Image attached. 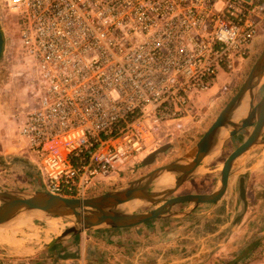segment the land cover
Here are the masks:
<instances>
[{
    "label": "built area",
    "instance_id": "built-area-1",
    "mask_svg": "<svg viewBox=\"0 0 264 264\" xmlns=\"http://www.w3.org/2000/svg\"><path fill=\"white\" fill-rule=\"evenodd\" d=\"M0 22L34 89L22 152L41 190L86 199L254 57L264 0H0Z\"/></svg>",
    "mask_w": 264,
    "mask_h": 264
},
{
    "label": "rangeland",
    "instance_id": "rangeland-1",
    "mask_svg": "<svg viewBox=\"0 0 264 264\" xmlns=\"http://www.w3.org/2000/svg\"><path fill=\"white\" fill-rule=\"evenodd\" d=\"M3 29L5 38L9 41L5 57L0 64V114L5 117V120H7L6 123L12 128L11 132H6V134L16 135L20 131V127L24 120L22 113L27 112L28 108L33 106L31 95L34 94V89L29 86L28 82H25V76L20 74V68H22L21 63L17 62L20 55L15 45H13L16 36L13 35L12 32L8 34L5 25ZM263 52L264 41L256 44L254 57L249 60V62L239 67L232 75L222 76L218 84L210 92L202 96L200 100V108L197 110L198 114L195 115L194 118L188 121L175 123L171 126L162 124L153 127L154 141L151 146L148 147L147 154L156 147H161L167 143L177 141L172 152L167 150L164 153L158 154L152 165H143V160L147 156L146 154L142 160L138 161L134 169L124 171L117 176L116 185L105 187L88 198L106 194L182 158V156L192 149V147H194L202 138L204 133L212 126L226 105L241 88L253 65L257 62ZM263 92L264 88L257 94V102L261 99ZM247 136L248 132L244 131L237 136L235 140H229L224 146L220 147V152L217 156L210 160H206L200 169L199 174L191 179L177 193V195L190 193L210 194L219 188L221 186V171L224 167V162L228 159L235 148L247 138ZM2 159L5 161V157H2ZM7 159L10 160L13 167L11 171H7V169H5L6 167L0 168V173L6 170L4 174H0L3 175V180L1 179L2 177H0V181H2L0 191H36L40 189L38 178L35 176L37 171L33 168L25 167L30 166V164H26V159L20 158V160H16L11 157H7ZM37 159L39 160L40 157ZM256 168H258L256 172H252ZM243 177L245 178L246 192L249 187L248 185L250 184V186H252L254 184L253 188H250L252 191L251 195L248 197L246 195L247 208L241 198L239 189L240 179ZM229 189L237 196L236 205L233 203L228 209V200H225L224 198L226 196H224V200L222 199L218 202L220 206H217V208H214V205H217L218 203L206 204L199 206L193 211V213H196L203 211V209L206 211H212L213 209V214L218 215V217L216 216L206 225L211 227L212 230H210V234H214V236L209 237L210 241H206L202 245L188 247L189 251L187 252V256H189V254L191 256L198 251L199 253L202 252L200 255L202 258H200V260L205 258L208 261L213 257L216 249H222L221 243L224 240L229 241V239L235 234V236L238 237L237 239H239L237 241L239 247L244 249L232 260L222 261L218 264H245L250 259H253L256 263L260 262L264 258V148H257L250 151L238 161L236 168L232 172ZM247 198H249V200ZM192 207H194L193 204H182L175 207L174 211L185 212ZM151 208L152 207H148L139 210L138 212H145ZM181 219L170 218L169 221L179 223ZM66 220L67 219L57 218L55 220L35 221L37 229L17 228L7 232L1 231L0 240L1 243L6 244L12 243L17 245L20 243L19 245H22L23 247L25 246L24 248H26L21 252H27L28 248L37 249L54 236L46 232L48 229V223L51 221H62V226L57 231V233H61L71 223H66ZM222 229L223 231H221ZM34 234L39 235L42 240L36 242H34V240L29 241L28 237ZM204 234H206V231ZM201 238L208 239L207 235H204ZM19 245L13 246L17 248ZM13 246L8 245L7 247L12 249ZM54 249L53 251L45 252L35 258H19L6 253L0 248V264H67L54 259V257L60 256V249L56 251ZM182 254L183 252H181L179 248H175L171 251H167L165 255L139 256L136 258L135 262L129 260L131 259V254H129V259L126 261L127 264H181L180 259ZM242 256H244V258H242ZM109 264H120V262L116 260L113 263L109 262Z\"/></svg>",
    "mask_w": 264,
    "mask_h": 264
},
{
    "label": "water",
    "instance_id": "water-1",
    "mask_svg": "<svg viewBox=\"0 0 264 264\" xmlns=\"http://www.w3.org/2000/svg\"><path fill=\"white\" fill-rule=\"evenodd\" d=\"M5 44L6 38L0 22V55ZM262 79H264V52L253 65L241 88L212 126L182 158L106 194L86 199L63 198L41 190L42 181L39 178V190L0 191V232L12 231L17 228L37 229L35 221L62 218L71 222L61 233L48 232L47 229L46 232L54 236L34 251L21 253L14 248H8L9 244L6 243H0V248L15 257L33 258L53 246L87 231L106 228L128 229L153 220L181 219L191 215L201 205L220 202L230 187L231 175L238 161L248 152L264 148V92L257 102V85ZM245 101L248 104L247 114L241 119L235 120L236 110ZM246 130L250 131L248 138L224 162L219 188L210 194L177 195L191 179L199 174L204 162L216 147L224 146L233 137ZM176 143L177 141H174L156 149L143 160V165H152L157 155L164 153L168 148H171L169 152H172ZM165 173L174 175V184L171 187L157 190L155 181ZM240 191L241 198L247 208L244 177L241 180ZM134 201L142 203L132 211L124 209L126 204ZM182 204H193L194 207L185 212H175L174 208ZM148 207L152 208L145 212H138ZM198 239L199 236H195V239L183 240L179 245L192 247Z\"/></svg>",
    "mask_w": 264,
    "mask_h": 264
},
{
    "label": "crops",
    "instance_id": "crops-1",
    "mask_svg": "<svg viewBox=\"0 0 264 264\" xmlns=\"http://www.w3.org/2000/svg\"><path fill=\"white\" fill-rule=\"evenodd\" d=\"M25 81H27L26 76ZM31 100L34 104V99L32 97ZM26 113L27 112H23L22 117H25ZM6 122L7 120H5V117L0 114V168L6 167L5 169H7V171L12 170L13 164L10 163V160H8L7 157L15 158L16 160L24 158L30 165H33L28 160L26 155L22 152V145L19 142V132L16 135L6 134V132H11L12 129L11 126ZM246 132H248L249 136L250 131L246 130ZM240 134L236 135L231 140H235V138ZM241 144H239L238 146H240ZM174 147L175 144L172 149H174ZM2 157H5V161H3ZM257 169L258 168H256L252 172L255 173ZM5 172L6 170L2 171L0 174H4ZM0 177H2L1 179L3 180V175H0ZM241 180L242 178L240 179V188ZM1 182L2 181H0V185ZM248 186L249 187L246 192L247 197L251 195L252 191L250 190V188H253L254 184L252 186H250L249 184ZM225 196L226 197L224 199L228 200V209L230 205H233V203L234 205H236L237 196L235 195V193H233V191H230V189H228ZM247 199L249 200V198ZM214 206V208H217V206L220 205L218 203ZM213 213V209L212 211H206L205 209H203V211L192 213L191 215L181 219L179 223L170 222L169 219H159L150 221L146 224L134 228H106L95 231H87L68 241H64L53 246L45 252L53 251L54 248H56L54 249L55 251L60 249L59 255L62 257L56 256L54 257V259L58 260L59 262H65L67 264H109V262L113 263L116 260L119 261L120 264H127L126 260L129 259V254H131V259L129 260L135 262L136 258L142 255H165L167 251L179 248L180 251L183 252L180 259L181 264H218L222 261L232 260L235 256L238 255V253H241V251L244 249H242V247H239L237 243L239 239H237L238 237H236L235 234L229 239V241L224 240L221 243L222 249H216L215 254L208 261L205 258L199 260L202 252L199 253L197 250V252L193 253V255L190 256L189 254V256H187V252L189 251L188 247L186 246L184 248L183 246L181 247V245H179L183 240L195 239V236H199V239L195 243V247L197 245H202L206 241H210L209 237L214 236V234H210L211 227L206 225L213 218H215L216 216L218 217V215H215ZM205 231L207 232L206 234H204ZM221 231H223V229ZM202 235H207L208 239L201 238L203 237ZM9 245L13 246L16 244L9 243ZM19 247H22V249L20 250ZM19 247H14V249H16V251L18 252L26 249L22 245H19ZM27 250V252H31L36 250V248H28ZM45 252L41 253L40 255L44 254ZM40 255H37L35 257H38ZM245 264H264V258L257 263L254 262L253 259H250Z\"/></svg>",
    "mask_w": 264,
    "mask_h": 264
},
{
    "label": "bare ground",
    "instance_id": "bare-ground-1",
    "mask_svg": "<svg viewBox=\"0 0 264 264\" xmlns=\"http://www.w3.org/2000/svg\"><path fill=\"white\" fill-rule=\"evenodd\" d=\"M264 88V79L260 80V82H258V85H257V93H259L262 89ZM248 112V104L247 102L245 101L243 105H241L235 112V115H234V119L235 120H239L241 119L242 117H244ZM220 152V148L216 147L212 152L211 154L208 156L207 160H210L214 157L217 156V154ZM174 181H175V177L173 174H170V173H165L163 175H161L156 181H155V188L157 190L159 189H163V188H168V187H171L173 184H174ZM142 202L140 201H134V202H131L130 204H126L125 206V210H128V211H132L134 209H136L138 206H140ZM59 221V220H58ZM66 223H70V220H66ZM62 226V221L61 222H49L48 223V232H55V231H58L59 228ZM64 226V225H63ZM7 234V233H6ZM6 236V235H5ZM2 238V237H1ZM4 239V238H3ZM7 239V238H6ZM9 239V238H8ZM47 239V238H46ZM28 240L29 241H32L34 240V242L36 241H41L42 238L39 237V235H32V236H29L28 237ZM20 241V240H19ZM26 242V241H24ZM0 243H1V240H0ZM20 243H18L19 245ZM24 244V243H23ZM17 246V245H15ZM25 247V246H24ZM14 248V246H13ZM12 248V249H13ZM22 249V248H21ZM20 249V250H21ZM16 250V249H15ZM31 251V250H30Z\"/></svg>",
    "mask_w": 264,
    "mask_h": 264
},
{
    "label": "flooded vegetation",
    "instance_id": "flooded-vegetation-1",
    "mask_svg": "<svg viewBox=\"0 0 264 264\" xmlns=\"http://www.w3.org/2000/svg\"><path fill=\"white\" fill-rule=\"evenodd\" d=\"M7 46H8V39H6V45L4 46L3 51H2V53H1V55H0V64L2 63V60H3L4 57H5V53H6ZM165 146H166V145H165ZM159 148H160V147H159ZM156 149H158V148L153 149L151 152H149V153L147 154V156H148L150 153L154 152ZM169 149H171V148H168L167 150L169 151ZM165 152H166V151H165ZM147 156H146V157H147ZM146 157H145V158H146Z\"/></svg>",
    "mask_w": 264,
    "mask_h": 264
},
{
    "label": "trees",
    "instance_id": "trees-1",
    "mask_svg": "<svg viewBox=\"0 0 264 264\" xmlns=\"http://www.w3.org/2000/svg\"><path fill=\"white\" fill-rule=\"evenodd\" d=\"M26 164H29L28 162ZM23 166H25L24 164H22ZM25 167H30V168H33L34 170L37 171V173H35V176L39 179H41V175L39 173V171L33 166V165H30V166H25Z\"/></svg>",
    "mask_w": 264,
    "mask_h": 264
}]
</instances>
